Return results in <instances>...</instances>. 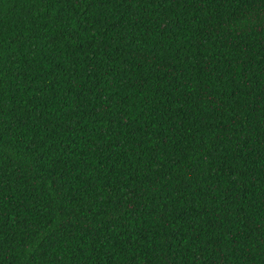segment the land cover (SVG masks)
<instances>
[{
  "label": "trees",
  "instance_id": "1",
  "mask_svg": "<svg viewBox=\"0 0 264 264\" xmlns=\"http://www.w3.org/2000/svg\"><path fill=\"white\" fill-rule=\"evenodd\" d=\"M0 264H264V0H0Z\"/></svg>",
  "mask_w": 264,
  "mask_h": 264
}]
</instances>
